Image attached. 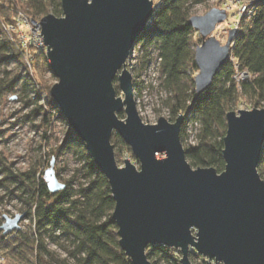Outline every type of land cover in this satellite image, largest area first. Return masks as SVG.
Here are the masks:
<instances>
[{
    "label": "water",
    "instance_id": "95a60500",
    "mask_svg": "<svg viewBox=\"0 0 264 264\" xmlns=\"http://www.w3.org/2000/svg\"><path fill=\"white\" fill-rule=\"evenodd\" d=\"M154 10V0H62L63 15L42 17L38 34L58 78L50 94L109 181L119 243L133 264H153L147 254L153 244L180 250L181 264H194L193 251L209 264H264V178L258 170L264 107L227 113L222 172L194 167L181 139L185 115L148 124L137 109L128 60ZM227 17L219 7L190 17L202 39L195 50L197 93L212 85L230 56L237 28L225 43L214 34ZM115 132L139 166L129 158L119 166ZM44 179L52 195L67 186L54 161ZM25 215L4 216L1 229L18 230Z\"/></svg>",
    "mask_w": 264,
    "mask_h": 264
},
{
    "label": "trees",
    "instance_id": "16d2710c",
    "mask_svg": "<svg viewBox=\"0 0 264 264\" xmlns=\"http://www.w3.org/2000/svg\"><path fill=\"white\" fill-rule=\"evenodd\" d=\"M205 1L154 0V13L138 43L142 42L140 61L144 67L156 60L162 85L168 94L169 120L175 121L180 114L185 115L181 139L187 159L194 167H214L222 172L226 165L223 149L227 113L239 102L252 108L264 107V0H252L248 11L238 17L239 27L229 58L220 67L212 85L197 93L195 50L202 39L189 20L192 7ZM21 11L36 20L48 14L62 16V0H0V63L13 59L25 71L22 77L16 76L9 82L1 80L2 84L7 81L2 90L13 91L24 79L23 94L30 89L35 93L27 103L36 107L27 117H41L43 139L50 144L52 120L59 118L68 122L50 94L53 83L46 79L45 73L50 72V78L57 77L46 50L30 46L33 60L29 64L17 32H12L14 40L9 39L5 25L16 24ZM237 70H248L251 78L237 81L233 77ZM138 85L136 82L135 87ZM41 93L47 98H44V104ZM119 116L123 118L125 113L122 111ZM188 119L197 130L196 141L192 144L187 143ZM112 143L117 160H120L121 148L133 155L131 147L116 132ZM62 148L72 151L78 166L69 178L64 179L67 186L58 193H50L44 179L45 171L39 175L38 167L22 175L9 171L7 177L0 180V187L7 188L8 192L21 191L18 197L29 208L25 214L32 220L28 231L10 233H4L0 220V249L4 256L0 264H133L119 243L118 227L112 218L116 203L109 181L70 125ZM51 154L57 155L54 149ZM0 165L6 167L1 156ZM258 170L264 178V151ZM56 174L60 177V170ZM180 253L163 244L147 248L153 264H181ZM190 257L193 260L201 256L193 251Z\"/></svg>",
    "mask_w": 264,
    "mask_h": 264
},
{
    "label": "rangeland",
    "instance_id": "374dc122",
    "mask_svg": "<svg viewBox=\"0 0 264 264\" xmlns=\"http://www.w3.org/2000/svg\"><path fill=\"white\" fill-rule=\"evenodd\" d=\"M227 1L233 2V7L231 9H227L224 6V3ZM239 1L246 2L247 4L252 3V0H207L195 4L191 12L192 15H203L212 7L227 9V20L220 23L214 31L217 38L222 43H225L228 39L230 30L232 28H237L238 30V17L242 13L247 12L243 10L242 4L240 5ZM196 38L198 40L197 34ZM141 46L142 42H139L135 46L131 58L128 60V68L132 72L134 79H136L135 83L137 82V84H139L138 87H135V99L140 117L145 123L154 124L158 122L160 117L169 119L171 116L170 109L166 104L168 94L162 85V79L159 76L156 60L146 67L142 65L140 55L142 54L143 48ZM152 56L156 55L152 53ZM24 73L25 71L22 65L15 62L13 59L0 63V90L3 89L7 81L13 80L16 76L22 77ZM197 73L198 71H196L195 75ZM50 76V72L45 73V77L50 83L54 84L58 81V78L54 79L50 78ZM3 79L7 80L4 84L1 82ZM23 81L24 79L20 80L15 90H2L0 93V156L7 167L0 165V180L5 179L9 171L22 175L33 167H38L37 172L39 175L43 174V172L50 167L51 162L54 161L56 172L60 170L61 176L59 179L64 182V179L66 180L69 178L71 173L78 166L76 157L72 154V151H64L62 148V144L67 136L69 124L59 118L52 120L53 127L51 132L53 139L50 144H46L43 139L44 128L41 125V117H35L34 119H29V117H27L36 107L34 104L28 105L27 103L35 93L31 92L32 89H30L26 94H23ZM115 86L117 88V95L123 96L122 90L119 88L118 80L115 81ZM28 94L29 97L26 96ZM41 95L43 97L41 103L44 104L46 103L44 99L46 97L43 93H41ZM250 106L251 105H246L244 102H239L235 105L234 110L252 109ZM186 132L188 134L187 143H195L197 130L196 125L191 119H188ZM52 149L57 153L56 156L51 154ZM63 151L64 154L61 155ZM120 154V160H117L119 166H124L125 159L128 158L139 166V163L135 162L134 155L126 149L121 148ZM13 186L14 185H11L12 188H14ZM20 192V190L15 189V192L11 193L8 192L7 188L0 187V220L2 224L6 221L4 216L14 218L18 214H25L29 209L18 197ZM19 225L20 228L13 232L19 230L22 232L28 231V228L32 225V220L29 215H25L19 222ZM200 256V258L195 257L192 262L194 264H209L206 257ZM204 260L206 261L204 262ZM3 261L4 256L0 249V262Z\"/></svg>",
    "mask_w": 264,
    "mask_h": 264
},
{
    "label": "built area",
    "instance_id": "2783aa9c",
    "mask_svg": "<svg viewBox=\"0 0 264 264\" xmlns=\"http://www.w3.org/2000/svg\"><path fill=\"white\" fill-rule=\"evenodd\" d=\"M239 4L243 7L244 11H248V4L246 2L239 1ZM247 4V5H246ZM227 9L233 7V2L227 1L224 3ZM226 9V10H227ZM228 12V10H227ZM6 30L9 34V39L14 40L13 31H16L19 36V41L21 43V50L23 51L28 63L33 60V56L30 53V46H35L38 49L46 50V45L44 43L43 35H38L41 33L40 20H34L29 17L25 12H20L17 17L16 24H6ZM237 81L247 80L251 78V74L248 70H237L233 76ZM46 97V95H44Z\"/></svg>",
    "mask_w": 264,
    "mask_h": 264
}]
</instances>
